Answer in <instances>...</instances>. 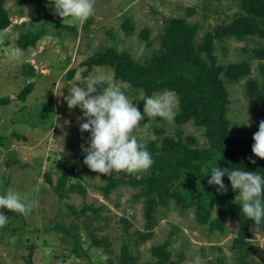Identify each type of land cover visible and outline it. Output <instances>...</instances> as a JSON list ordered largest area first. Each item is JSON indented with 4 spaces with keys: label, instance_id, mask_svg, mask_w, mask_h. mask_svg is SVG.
<instances>
[{
    "label": "rangeland",
    "instance_id": "374dc122",
    "mask_svg": "<svg viewBox=\"0 0 264 264\" xmlns=\"http://www.w3.org/2000/svg\"><path fill=\"white\" fill-rule=\"evenodd\" d=\"M37 3L30 1L19 4L8 0L6 8L11 12L12 23L8 28L0 30V97L7 96L11 99L7 104L0 105V194L11 187L38 202V207L27 217L20 216V219L27 221L28 227H39L41 242L35 248L31 264H109V258L117 260L121 246L127 239L124 228L128 224L121 218L131 222L128 232L133 240L137 237V231L145 230L144 203L143 200L135 199L137 189L129 186L116 189L106 198L98 188L105 184L102 175L91 171L83 163L85 153L82 152L81 145L86 143L80 140L75 130L84 121L78 119L82 117L78 107L68 108L66 97L69 95V88L74 83L87 86L100 78L114 81V74L109 66H95L89 76H84L85 66L81 63L111 45L119 51L130 52L136 60L144 61L159 50L166 17H184L191 23L198 22L200 41L208 31H214L221 24L226 25L235 17L240 10V0H96L95 14L88 19L92 20L83 24L73 19L63 20L55 13L54 4L48 2L47 10L54 17L60 18L61 22L78 24L79 34L77 38L72 36L73 33H63L60 36L56 27L48 25L47 35L36 46L24 50L17 45L20 33L35 30L42 22ZM127 19L135 27L131 34L122 27ZM145 29L150 30L149 38L141 35ZM226 33L227 31L224 34ZM215 42L219 63L246 60L253 68L251 76L259 74L260 60L255 57L254 50L263 45L264 40L251 36L243 40L220 36ZM27 63L33 64L37 73L30 80L22 73V68ZM72 68L77 70L74 78L66 79ZM28 81H35V87L26 102L16 99V95ZM246 82L247 78L237 82L226 81L230 100L228 118L231 120V127L241 130L244 136L250 135L255 124ZM163 93L175 97L172 92ZM127 95L139 106L144 92L130 89ZM46 106L50 107L51 114L40 121V111ZM177 110L178 101L175 97L174 111ZM247 116L251 121L250 127L243 125L247 122ZM150 118L145 116L134 133L145 145L158 138L150 128ZM166 127V135L176 136L177 131L181 130L184 136H196L200 145L206 144L203 130L192 122L180 125L174 116L172 121H167ZM15 132L20 134V139L13 137ZM10 158L12 161H19L8 165L7 159ZM74 166L78 170L74 177L80 178L87 186V196L72 193L69 197L60 199L54 186L46 181V174H51L55 184L65 169L74 170ZM84 203L105 206L101 217L88 220L92 223V231L100 238L109 240L108 248L111 252L105 246L92 245V240L87 235L89 233L83 226L85 216L79 219L82 224L83 247L88 253L84 257H76L71 253L64 233L45 229L55 223L70 225L75 221V216L69 206L80 209ZM89 214L90 212L87 216ZM157 218L158 224L153 237L139 245H130L132 253L140 262L152 259L151 247L165 241L169 233L173 232L172 264H193L196 255L201 256L206 264H218L217 257L222 256L225 264H234L231 246L238 231L235 219L228 220L225 233L210 234L206 226L197 224L193 210H184L175 201L167 208L159 209ZM18 224L19 222L15 223ZM1 232L0 228V235ZM31 233L33 232L30 231L29 234ZM252 234L251 240L257 243L258 248L253 264H264V232L260 228H253ZM16 236L0 239V264H27L25 257L28 248L17 246ZM203 247L211 248L208 257L203 256Z\"/></svg>",
    "mask_w": 264,
    "mask_h": 264
},
{
    "label": "trees",
    "instance_id": "16d2710c",
    "mask_svg": "<svg viewBox=\"0 0 264 264\" xmlns=\"http://www.w3.org/2000/svg\"><path fill=\"white\" fill-rule=\"evenodd\" d=\"M7 1L0 0V30L8 28L12 23L11 12L6 8ZM14 1L19 4L37 1V9L42 18L40 27L20 33L17 39L20 48L25 50L36 46L49 32L48 25L56 27L60 36L63 33H73L72 36L77 38L78 24L61 22L60 16L56 18L47 10L46 4L52 0ZM91 20L88 22L90 23ZM122 27L128 34L135 31L130 19L125 20ZM224 28H227L226 34L222 32ZM199 31L198 22L191 23L184 17H166L161 34V46L144 61L136 60L130 52L119 51L111 45L81 63L85 66L84 76H89L95 66L111 67L114 81H123L129 85L126 89L127 94L130 89L144 92V97L172 92L178 101V110L175 112L176 122L180 125L192 122L203 130L206 138V144L200 145L196 136H184L181 130L177 131L176 136L166 135L167 121L160 117H151L150 128L158 135L157 139L151 140L146 145L154 160L152 167L133 175L125 172L102 175L105 184L98 188L106 198H109L116 189L129 186L137 189L134 194L135 199L143 200L144 203L145 230L137 231V237L133 240L128 232L131 222L121 218L128 224L124 228L127 239L121 246L117 260L109 258V264H172L173 232L169 233L165 241L151 247L150 260L140 262L130 249L131 243L139 245L153 237L154 229L158 224L159 209L167 208L172 201L184 210H193L197 224L206 226L210 234L225 233L228 220L235 219L238 223V231L231 246L234 252V264H253L258 248L257 243L251 240L252 229L260 228L264 232V224L257 226L254 221L242 214L241 205L234 202L238 192L232 190L227 175L222 178L228 189L224 194L217 191L218 186L209 185L207 181L210 179L212 167L248 170L264 175V159L256 157L251 151L254 143L253 134L258 130L259 122L264 120V44L254 50L255 57L260 60L259 74L256 77L251 76L253 68L248 61L221 64L215 53V41L220 36L235 37L238 40L251 36L264 40V0H240V10L229 23L216 26L214 31H208L200 41H198ZM149 33L150 30L145 29L141 35L149 38ZM76 71V68L70 69L66 79H73ZM22 73L29 78L28 80L37 76L35 67L30 63L24 64ZM244 78H247L246 90L255 119L254 128L248 136H244L241 130L233 129L228 118L230 100L226 81L237 82ZM34 87L35 81H28L16 95V99L26 102ZM97 87L102 88L106 85L101 84ZM10 100V97L2 96L0 105H5ZM143 104L142 99L138 106L141 111ZM50 114V107H43L40 111V121ZM75 132L82 142L87 143L90 133H81L79 129ZM13 135L17 139L21 138L19 133L15 132ZM249 157L256 163L252 164ZM7 161L8 165H11L19 160L12 161L10 158ZM74 167V170L65 169L55 184L51 174H46V181L54 186L60 199L67 198L72 193L87 196V186L80 178L74 177L78 172H75L77 166ZM69 207L75 216V221L70 225L55 223L45 229L64 233L67 237V248H71L69 249L71 253L76 257H84L88 253L83 247L82 224L79 219L85 216L83 226L89 233L87 235L92 240V245L105 246V249L111 252L112 250L108 248L109 240L100 238L92 231V223L88 220L101 217L105 206L98 207L93 203H84L80 209H76L73 205ZM0 211H3L9 219L8 224L1 228L0 239L17 235L16 244L28 248L25 258L26 263L31 264L35 248L41 242L39 227L34 229L28 227L27 221L20 219L21 214L17 212L6 209ZM18 222L19 224L15 225ZM30 231L33 233L29 234ZM219 249L222 251L221 248ZM210 252L211 248H202L204 257H208ZM217 263L225 264L224 257H217Z\"/></svg>",
    "mask_w": 264,
    "mask_h": 264
},
{
    "label": "clouds",
    "instance_id": "9594fccd",
    "mask_svg": "<svg viewBox=\"0 0 264 264\" xmlns=\"http://www.w3.org/2000/svg\"><path fill=\"white\" fill-rule=\"evenodd\" d=\"M55 13L63 20L72 18L80 24L85 23L95 14L96 0H52ZM106 87L98 88V85ZM126 82H115L100 78L87 86L74 83L66 97L69 109L79 108L84 122L79 124L81 133H90L86 145H81L84 155L83 163L98 175L108 176L114 172H125L129 175L149 170L153 157L144 143L140 142L135 131L147 117H160L172 121L175 116V97L168 93L143 98V111L129 99ZM245 126H251L249 116ZM252 153L264 159V120L253 134ZM252 164L256 161L248 158ZM78 170L76 169L75 172ZM78 173V172H77ZM76 174V173H75ZM209 185H216L217 191L224 194L228 191L223 182L227 175L233 191L238 192L234 202L241 205L242 214L255 222L264 224V175L248 170H229L212 167ZM38 202L22 195L9 187L0 194V209L17 212L27 217ZM9 222L8 216L0 211V228ZM193 264H206L196 255Z\"/></svg>",
    "mask_w": 264,
    "mask_h": 264
},
{
    "label": "water",
    "instance_id": "95a60500",
    "mask_svg": "<svg viewBox=\"0 0 264 264\" xmlns=\"http://www.w3.org/2000/svg\"><path fill=\"white\" fill-rule=\"evenodd\" d=\"M226 31H227V28H224L222 32L225 33Z\"/></svg>",
    "mask_w": 264,
    "mask_h": 264
}]
</instances>
